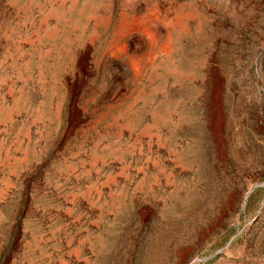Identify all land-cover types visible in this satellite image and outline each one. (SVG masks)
<instances>
[{"label":"rangeland","instance_id":"obj_1","mask_svg":"<svg viewBox=\"0 0 264 264\" xmlns=\"http://www.w3.org/2000/svg\"><path fill=\"white\" fill-rule=\"evenodd\" d=\"M0 264H264V0H0Z\"/></svg>","mask_w":264,"mask_h":264}]
</instances>
